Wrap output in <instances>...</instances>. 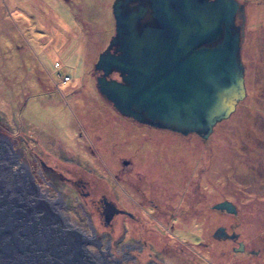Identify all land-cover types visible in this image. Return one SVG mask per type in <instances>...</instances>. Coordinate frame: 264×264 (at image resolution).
<instances>
[{
	"label": "rangeland",
	"instance_id": "374dc122",
	"mask_svg": "<svg viewBox=\"0 0 264 264\" xmlns=\"http://www.w3.org/2000/svg\"><path fill=\"white\" fill-rule=\"evenodd\" d=\"M114 1L0 0L1 134L28 165L36 156L50 165L71 159L88 172L83 174L87 179L105 173L101 161L131 158L152 184L164 193L177 190V196L181 172L197 171L199 203L210 207L227 199L239 210L235 217L208 208L209 231L239 221L240 240L258 252L244 264H264V0H238L249 11L243 52L247 92L235 112L216 126L211 144L195 135L179 137L141 126L100 94L94 65L115 34ZM128 134L131 138H124ZM109 187L94 185L92 191L110 200L114 195L122 205L119 196L126 192ZM69 193L66 201L79 198ZM198 220L191 229L205 238V224ZM206 242L213 250L198 247L200 264H237L220 254L234 243L223 245L210 237Z\"/></svg>",
	"mask_w": 264,
	"mask_h": 264
},
{
	"label": "water",
	"instance_id": "95a60500",
	"mask_svg": "<svg viewBox=\"0 0 264 264\" xmlns=\"http://www.w3.org/2000/svg\"><path fill=\"white\" fill-rule=\"evenodd\" d=\"M136 1L147 3L152 24L141 25L143 4L131 11L129 4ZM112 11L115 34L94 65L101 72L100 94L137 123L208 140L246 96L238 21L243 5L238 0H115ZM112 73L119 79L109 78ZM37 186L29 166L19 163L0 134L1 239L18 241L17 248L36 257V264H66L68 243L57 240L65 236L52 226ZM213 208L237 213L228 200Z\"/></svg>",
	"mask_w": 264,
	"mask_h": 264
},
{
	"label": "flooded vegetation",
	"instance_id": "af4514ba",
	"mask_svg": "<svg viewBox=\"0 0 264 264\" xmlns=\"http://www.w3.org/2000/svg\"><path fill=\"white\" fill-rule=\"evenodd\" d=\"M240 3L244 7V12L238 18L243 26L241 57L244 60L249 11L246 3ZM140 4L147 8L141 25L152 24L154 21L146 2H131L129 7L131 11L137 10ZM95 73H97L96 78L101 75L100 71ZM109 78L119 79V75L112 73ZM139 125L166 131L179 137L184 136L166 129L140 123ZM108 135L112 137L113 134ZM193 135L197 136L188 134L185 137ZM124 138H131V135H125ZM130 142L136 143V141ZM114 147H112L113 151L117 145ZM136 147V150H139L140 146L136 145ZM16 153L19 163L27 169L29 166L34 181L38 185L39 198L48 204L50 214L54 218L52 226L63 234L61 236H65L57 240L62 242L63 238L64 243H68L66 246L68 250L63 254L66 257V264H200L197 259L198 247L210 250L211 244L206 242L209 237L223 245L234 243L228 248L227 253L225 250L220 251V254L226 259L233 258L237 264L246 263L245 259L247 260L250 255H258L257 251L248 250L246 244L240 240L236 230L239 221L234 225L229 224L228 227L219 226L218 228H224V233L217 234L218 228L213 232L209 231V227L213 226V218L209 215L208 208L211 207L213 211L235 217L239 215V210L236 207L237 213L231 214L215 210L214 204L209 207L208 203H199L198 190L195 188V185L200 182L197 171L191 174L181 172L183 180L181 184L178 182L181 192L177 196V190L164 193L156 182L152 184L149 175L141 171L131 158L120 159L119 163L112 158L114 163L101 161V168L103 165L106 166L105 173L98 172L97 177L91 175L92 177L87 179L83 174L88 172L84 173L80 163L73 164L71 159L56 160L54 165H50L36 156L33 164L28 165L22 161L21 155ZM174 165L179 164L174 163ZM14 169L16 170L17 166ZM43 185L46 189H43L45 188ZM94 185H110L109 188L112 190L120 186L123 189L122 192H126L124 196H119L123 200L122 205L113 197L114 195L110 200L106 194L92 191ZM64 186L65 188H60ZM67 191L76 194L82 202L79 198H76L73 203L69 199L66 201L65 194L67 196L70 194ZM125 200L128 205L124 203ZM128 200L133 206L129 205ZM195 219L199 221L198 223L205 224L203 228V231L207 232L205 238L200 237L198 231L191 229ZM184 227L187 228L184 229ZM183 233L186 235L183 236Z\"/></svg>",
	"mask_w": 264,
	"mask_h": 264
},
{
	"label": "bare ground",
	"instance_id": "6f19581e",
	"mask_svg": "<svg viewBox=\"0 0 264 264\" xmlns=\"http://www.w3.org/2000/svg\"><path fill=\"white\" fill-rule=\"evenodd\" d=\"M19 244L20 243L18 241L2 240L0 237V264H36L37 263L36 257H33L28 252L21 251L17 248Z\"/></svg>",
	"mask_w": 264,
	"mask_h": 264
},
{
	"label": "trees",
	"instance_id": "16d2710c",
	"mask_svg": "<svg viewBox=\"0 0 264 264\" xmlns=\"http://www.w3.org/2000/svg\"><path fill=\"white\" fill-rule=\"evenodd\" d=\"M242 61H244V60H242ZM244 63V62H243ZM244 65H245V63H244ZM245 67H246V65H245ZM95 70V69H94ZM96 71V70H95ZM246 73H247V71H245V77H246ZM67 77V76H66ZM65 80V79H64ZM69 80V79H68ZM97 83V82H96ZM245 87H246V85H245ZM247 92V91H246ZM244 100H242V101H240V102H243ZM111 105V104H110ZM112 106V105H111ZM113 107V106H112ZM227 120V119H226ZM226 120H223V121H226ZM223 121H221V122H223ZM221 122H219V123H217L216 125H215V127H214V130H213V133L211 134V136L209 137V139L208 140H204V139H202L201 137H199L200 139H201V141H203L204 143L205 142H208V143H210L211 144V140H212V138H213V134H214V131H215V128H216V126L218 125V124H220Z\"/></svg>",
	"mask_w": 264,
	"mask_h": 264
},
{
	"label": "built area",
	"instance_id": "2783aa9c",
	"mask_svg": "<svg viewBox=\"0 0 264 264\" xmlns=\"http://www.w3.org/2000/svg\"><path fill=\"white\" fill-rule=\"evenodd\" d=\"M69 79V78H66V80Z\"/></svg>",
	"mask_w": 264,
	"mask_h": 264
}]
</instances>
